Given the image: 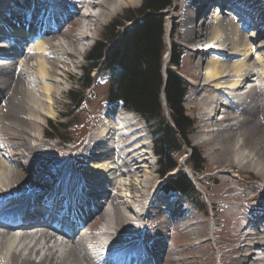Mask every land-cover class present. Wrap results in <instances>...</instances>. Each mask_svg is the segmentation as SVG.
Returning <instances> with one entry per match:
<instances>
[{"label":"bare ground","instance_id":"bare-ground-1","mask_svg":"<svg viewBox=\"0 0 264 264\" xmlns=\"http://www.w3.org/2000/svg\"><path fill=\"white\" fill-rule=\"evenodd\" d=\"M8 1L0 0V8L6 6L5 14L16 6L36 16L38 7L40 21L45 24L41 27L51 29L35 33L34 29L12 27L5 18L0 19V29L28 39L26 46L15 44L12 50L0 49V57L5 58L4 64H0V208L4 211L5 207L10 208L9 216L0 217V264H103L100 255L106 256L107 264H147L149 260L157 264L193 263L186 256H199L203 252V244L209 235L215 234L216 221L209 232L198 216L178 202L171 211L175 218L168 221L181 228L187 226L185 234L192 241L182 247L173 242L175 239L170 242L159 238L157 229L155 235H150L147 217L161 216L169 200L157 209L154 202L164 196H158L159 189L157 185L151 186L149 177L138 178L140 172H149L146 155L151 142L148 132L133 121V112L109 102L106 113L95 115L99 120L94 126L98 127L89 133L77 158L84 161L80 172L71 170L70 163L49 166L45 156L46 130L41 135L37 133L43 117L51 118L57 113L56 102L63 93L64 76L71 64L79 65L75 58L84 54L80 45L83 40L92 37L103 18L138 0H85L81 8L75 7L72 12L67 4L70 0ZM219 3L236 10L248 22L264 25V0H189L184 4L182 21L185 41L202 65L199 85L209 86V91H213L207 101L211 109L201 110L210 116L211 123L200 142L210 143L208 153L216 163L213 172L220 175L223 183H229L216 195H210L219 203L212 209L213 215L222 214L236 225L232 235L240 243L233 247L236 249L233 264H264L260 233H248L250 223L264 217V206L253 204L256 192L246 193L243 189L235 192L233 177L226 174L228 166L236 164L254 170L264 182V47L253 40L254 32L248 35L240 28L242 22L229 16L228 8L219 12L215 5ZM89 7L96 10L89 11ZM204 11V17L208 18L205 21L201 19ZM50 18L56 21L55 28ZM88 19H92L89 23L95 29L87 26ZM71 22H76L78 28L74 36L67 33ZM60 36L66 40L65 44ZM73 37L76 42L71 40ZM199 42L203 46H192ZM167 59L166 54L165 64ZM226 94L230 97L228 103L224 101ZM29 138H36L37 142L31 143ZM110 138L115 139L113 144ZM121 176L126 178L125 182ZM84 181L94 183L92 187H100L101 183L110 187H101L97 200L95 195L85 207L80 206L87 201L79 193L71 196L67 209L61 201L49 199L54 190L61 196L66 189L80 190ZM139 197H147L143 212L138 209ZM44 202L57 212L62 210L61 218L67 215L81 219L84 230L71 234L60 220L58 224L43 216L39 204ZM98 220L102 222L95 227ZM42 221L45 226L30 231L21 228ZM56 234L67 239L62 240ZM144 252L143 261L134 258ZM218 261L223 264V259Z\"/></svg>","mask_w":264,"mask_h":264},{"label":"rangeland","instance_id":"rangeland-1","mask_svg":"<svg viewBox=\"0 0 264 264\" xmlns=\"http://www.w3.org/2000/svg\"><path fill=\"white\" fill-rule=\"evenodd\" d=\"M189 0H173V5L171 8L164 11L165 14V27L168 23V20L172 23H176L174 32L169 35V37H165V43H168L169 41H174L178 48L184 49V53L182 56V60L180 63V66L177 67V71L185 78V81L187 82L188 92L184 99V106L187 111V114L193 118L195 122V129L189 134L190 143L192 146H195L196 148L200 149L202 151V155L204 157V167L200 172H194L189 165L186 162V159H188L189 153L191 149L189 147H184L185 149L180 152L176 158H177V166L174 168L173 171H170L168 174H174L178 171H185L186 173H189L192 177L196 188L201 192L202 194V200L206 205L207 212H201L193 208V206L188 202V200L182 196H179L181 200H183L184 208L190 209V212L198 216V219L200 218L201 223L204 224V226L207 228L209 232H211L213 228V222L216 224L215 228V234L209 235L207 242L203 244V252L199 256H193V255H187L186 260L193 261V263L189 264H221V262L218 261L219 258L223 259V264H233L234 261V255L236 254V249L233 248L237 246L240 241L237 240L233 235L232 232L235 230L236 225L227 217L223 216L222 214H214L213 215V208L215 206H219V203H216L214 201L213 197L210 195H216L218 192L222 191L225 188V185H228L227 183H223L221 180L220 175H217L216 172H213L215 170L214 166L216 165L215 161L210 157L208 151L209 147L211 146L208 141L200 142V138H203L204 133L206 129L210 126L211 120L208 119L210 116L206 115L202 111L204 108L208 110L211 109V105L207 103L208 99L211 98L213 95V91H209V86H200V80H201V71H202V65L198 62L199 58H196V54L192 51H190L188 44L185 41L184 36V27L182 25L183 21V14H184V4L188 2ZM142 4V0H138L136 3L133 4H124L122 5L117 11H115L112 14H109L108 17L102 19L101 24L99 28L94 30V26L92 27V22L89 23V21L92 19L87 20V26L94 28V34L92 37H88L83 41V44L81 43V47L83 49V53L78 54L75 60L78 62V66L74 67L69 66V69L67 71L66 76H64V85L62 84L61 90L63 93L60 95L59 99L56 102V109L57 113L54 114L51 118L48 116H44L42 119V123L39 124L37 128L38 134H43V131L47 128L46 119H52V120H61L62 113L65 112L70 105V101L68 99V90L71 86L76 85V78L79 77L82 72L85 64L87 63V59L85 58L87 54L89 53L91 47L95 43L97 39H100L102 34L104 33L105 27L110 24V22L114 19H120L121 15L129 14H135V9L139 8ZM89 11H95L96 8L89 7ZM133 10V11H132ZM206 11L203 12V21H205L207 16L204 17ZM202 15V14H201ZM76 22H71L70 26L67 28V33L71 36H74L78 32L77 25L74 24ZM89 23V24H88ZM129 23V22H128ZM94 25V24H93ZM61 37V36H60ZM62 38V42L65 44L66 40ZM54 40H57L56 37ZM71 40H74V37L71 38ZM203 46L202 42H199L192 46ZM26 46V45H25ZM83 55V56H82ZM66 61L69 62V59ZM198 63V64H197ZM70 65V63H69ZM58 78L61 79V74L58 75ZM108 79L105 78L103 75H99L96 77V85L93 89H90L89 96L85 98L86 103L83 105V107H79L78 109L74 108L70 112H72L73 115L78 116L79 123L78 125H74L73 123L68 124L67 133L70 135V142L69 143H63L61 141H58L56 139L47 138L46 139V146H48L46 150V159L49 160L48 165L54 166V165H66L70 163L68 166L73 170L74 172H80L81 169L84 166V161L77 158H80V150L82 149L89 133H91L92 130H95L94 123H98L97 118H95V115L98 113L103 112V108L107 105L105 102L106 100V93H107V85H108ZM249 86V85H246ZM205 89V90H204ZM208 91V92H207ZM202 103V104H201ZM115 106H118V104H114ZM210 105V106H209ZM200 107V108H199ZM218 108V105L216 106ZM203 108V109H202ZM121 110H123L120 107ZM127 110V109H126ZM202 110V111H201ZM130 112H133L134 117L133 121H136L139 123V125L145 129L147 132H149L150 136V142L152 140V134L149 131V125L148 122L145 120V118L140 115L139 113H136L134 111L129 110ZM201 111V112H200ZM218 111V110H217ZM166 115L169 117L168 110H165ZM217 114H213L214 117H217ZM103 115V113H102ZM209 116V117H208ZM204 117V118H203ZM48 119V120H49ZM97 121V122H96ZM208 123V124H207ZM144 124V125H143ZM99 125V124H98ZM148 134V133H147ZM112 140V138H110ZM29 141L31 143L37 142L36 138H29ZM112 143V142H111ZM44 145V144H43ZM152 146V142H151ZM141 151V150H139ZM43 153V152H42ZM186 158V159H185ZM147 164L149 165L148 173L144 174L143 172H140L138 175L139 179L142 178H148L151 179V182H153L152 185H157L156 187L159 189V186L161 185V182L163 181V177H159V174L157 173L156 169L157 166V156L156 155H147ZM79 160V161H77ZM181 160V161H180ZM77 161V162H76ZM188 161V160H187ZM80 163V164H79ZM74 164H77L75 166ZM229 169L226 172L227 175L233 177V186L235 192H241L243 189L246 193H255L256 198L253 202L255 205H262L264 206V182L260 179L259 175L252 169L248 168H241L240 166L234 164L233 166H228ZM253 171V172H252ZM243 174V175H242ZM143 175V176H142ZM236 176V177H235ZM122 180L125 182L126 178L124 176H121ZM240 178V179H239ZM243 179V180H242ZM106 188H109L110 185L108 183H104ZM150 185V184H149ZM257 186V187H256ZM240 187V190H239ZM243 187V188H242ZM261 187V188H260ZM153 189V188H152ZM158 192V196H163V194ZM216 193V194H214ZM169 194H164V196H172ZM174 195V194H173ZM168 197V198H169ZM140 198V199H139ZM137 198L139 202H137L138 209H140L141 212L145 210L146 204H147V197L145 199H142L141 197ZM258 198V199H257ZM184 200L186 202H184ZM157 208L160 209L159 204L156 205ZM253 207V206H252ZM144 209V210H143ZM200 212V213H199ZM215 213V212H214ZM247 213V212H246ZM169 216H167L165 213L161 214V216H148L147 221L149 223V229L150 235H155L154 230H158V235H156L159 238H163L164 240L172 241L178 243L179 246L186 247L191 241L192 237L188 234H185L186 227L181 228V225H178L174 222L168 221ZM226 219V220H224ZM238 223L241 222V217L239 216L237 219ZM102 220H98L95 223V227H99ZM233 224V225H232ZM240 224V223H239ZM155 225V226H154ZM225 226V227H224ZM232 226V227H231ZM235 226V228H234ZM159 227V228H158ZM165 229L163 235L162 231ZM226 229V230H224ZM230 232V233H229ZM176 234V235H175ZM177 237V238H176ZM230 237V238H229ZM220 245V246H219ZM191 247L187 248L190 249ZM190 251V250H188ZM188 264V263H187Z\"/></svg>","mask_w":264,"mask_h":264},{"label":"trees","instance_id":"trees-1","mask_svg":"<svg viewBox=\"0 0 264 264\" xmlns=\"http://www.w3.org/2000/svg\"><path fill=\"white\" fill-rule=\"evenodd\" d=\"M172 5L173 0H142L134 15L129 14L128 9V13L105 27L101 38L95 41L87 55L82 74L75 79L76 86L68 92L71 107L63 113L65 121L49 120L46 133L68 142V124L74 119L79 120L70 111L81 105L87 90L96 83L95 77L106 75V99L121 101L125 108L134 110L149 122L158 173L166 177L162 184L164 189L177 190L195 207L205 209L201 193L184 171L168 174L177 166L176 156L184 147L191 149L190 166L196 172L204 167L202 151L192 146L189 139L195 122L184 106L187 82L176 69L167 67L165 74L163 71L166 50L164 10ZM181 57L182 50L172 41L170 65L179 67Z\"/></svg>","mask_w":264,"mask_h":264}]
</instances>
